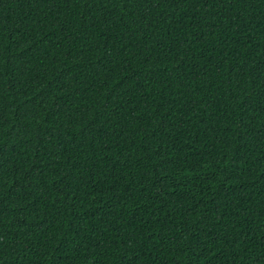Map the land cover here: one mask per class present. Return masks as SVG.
I'll use <instances>...</instances> for the list:
<instances>
[{
  "label": "trees",
  "instance_id": "obj_1",
  "mask_svg": "<svg viewBox=\"0 0 264 264\" xmlns=\"http://www.w3.org/2000/svg\"><path fill=\"white\" fill-rule=\"evenodd\" d=\"M0 264H264V0H0Z\"/></svg>",
  "mask_w": 264,
  "mask_h": 264
}]
</instances>
